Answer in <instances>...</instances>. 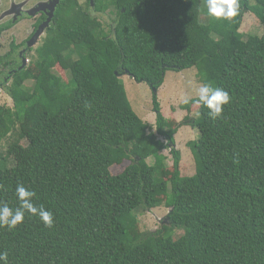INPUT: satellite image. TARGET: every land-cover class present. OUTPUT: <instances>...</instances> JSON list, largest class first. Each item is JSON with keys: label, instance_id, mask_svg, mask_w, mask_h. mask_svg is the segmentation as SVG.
Here are the masks:
<instances>
[{"label": "trees", "instance_id": "16d2710c", "mask_svg": "<svg viewBox=\"0 0 264 264\" xmlns=\"http://www.w3.org/2000/svg\"><path fill=\"white\" fill-rule=\"evenodd\" d=\"M203 2L65 0L30 54L18 45L0 56L14 103L0 106V149L13 139L0 155V203L19 207L23 185L54 218L48 227L25 213L17 228H0L8 264H264V35L241 32L246 13L264 25V0H236L235 16L204 23ZM194 67L231 101L216 120L196 98L182 107L199 106L184 123L200 133L188 144L196 173L184 177L179 126L158 93L167 72ZM124 75L151 88L155 129L134 111ZM159 198L170 209L162 240L138 232L137 213L158 208Z\"/></svg>", "mask_w": 264, "mask_h": 264}, {"label": "rangeland", "instance_id": "374dc122", "mask_svg": "<svg viewBox=\"0 0 264 264\" xmlns=\"http://www.w3.org/2000/svg\"><path fill=\"white\" fill-rule=\"evenodd\" d=\"M42 1L44 0H16L17 4H21L18 5L21 6V8L24 6L25 8L35 7ZM4 3H7V1H4ZM79 4L85 5L86 0H79ZM9 5H3L0 7V24H5V22L7 23L9 18H12L11 16H13L11 12L6 14L5 9H7ZM205 8V2H203L201 15V21L203 23L208 19V14ZM8 11H10V9ZM103 16V22L107 25L111 24L113 20L112 17L109 15ZM31 23L32 22L30 20L21 21L19 22L18 26L2 35L0 38V56H6L4 54L9 51L8 46H10V42L13 40L16 44L24 45V41L28 39L29 35L31 34V32H29ZM241 32L245 34L246 37L249 35L262 37L264 35V25L261 24L254 15L251 13H246L241 25ZM29 57L31 59V55ZM11 60L13 59L11 58ZM26 60L27 61L25 64L27 65L29 63V59ZM3 63H5V65L0 66V84L2 86H6L10 83V79L8 78L7 81H5V77L9 74V71L5 69L8 61L4 60ZM18 64L20 65L21 62L18 61ZM26 67L27 66L23 68ZM54 72H62V70L59 66H57L54 69ZM197 74L198 70L196 67L183 72L169 71L166 74L164 85L159 90V101L163 110V114L166 116V118L174 122L176 128L179 126V131L175 136V139L176 148L182 153L181 167L182 176L184 177H189L196 173L194 155L188 144L191 141H197L199 139L200 133L197 129H192L189 126H185L184 122L186 116H188V118L191 120L198 118L199 114L197 113V109H199V106L194 105L190 113L183 110L182 107L184 106L183 99L185 97H191V100L196 98L195 89L202 84ZM64 77H66L65 74ZM122 81L125 85L129 101L134 111L145 123L153 126L155 129L156 115L153 111V92L151 88L147 84L135 82L134 79L127 75L122 77ZM29 84L31 85L32 83ZM1 85L0 106L14 108L13 99L11 98L10 94L6 92L7 90H5L4 87H1ZM12 140V138L5 140L2 148L0 149L1 156H6L9 143ZM26 145L27 141H22V146ZM164 154L168 157V161L166 163L168 167L164 174L165 178L170 181L173 176V160L170 151L166 150L164 151ZM14 160V157L10 158L9 164L12 165ZM128 165L129 162L124 161L123 164L114 166L111 169L112 174L118 175L122 173ZM159 201L160 206L154 210H139L137 213L139 219L138 232L140 234L159 233L158 240H162L164 235L169 232L171 226L170 222L168 221L170 209H168L165 205V198H159ZM182 234L183 232L181 230H176L173 233V237L174 239H178L180 236H182Z\"/></svg>", "mask_w": 264, "mask_h": 264}, {"label": "clouds", "instance_id": "9594fccd", "mask_svg": "<svg viewBox=\"0 0 264 264\" xmlns=\"http://www.w3.org/2000/svg\"><path fill=\"white\" fill-rule=\"evenodd\" d=\"M205 6L208 16L212 18L228 19L236 15V0H205ZM195 92V102L208 109L209 118L212 120L222 118L224 107L231 101L227 91L208 82L198 86ZM190 101L191 97L183 99L184 104H188ZM15 193L19 200V207L13 209L6 203H0V228L7 227L9 230L17 228L24 221L25 213L39 216L40 220L48 227L54 225L53 214L43 206L37 208L33 203V198L36 197L34 191L26 189L23 185H17ZM0 264H8L7 252H0Z\"/></svg>", "mask_w": 264, "mask_h": 264}, {"label": "flooded vegetation", "instance_id": "af4514ba", "mask_svg": "<svg viewBox=\"0 0 264 264\" xmlns=\"http://www.w3.org/2000/svg\"><path fill=\"white\" fill-rule=\"evenodd\" d=\"M4 1H7V3H4ZM15 2H16V0H0V7H2L3 5H9L10 4L8 6V8L5 9V11H6V14L11 12V14L13 15V16H11L12 18H9L7 23L5 22V24H0V28H4L8 25H11V27L8 29L4 28L5 30L3 31L2 34H0V38L2 37V35L4 33L12 30L22 20H24V19L30 20L32 22L30 25L31 28L29 31V32H31V36H29L28 39H26L24 41L25 42L24 45L20 44V45H22V48L20 49L19 53H23L22 54V56H23L24 54H30V52L33 50V48L35 46L34 40L32 38L33 35L36 34L37 31L39 30V28L41 26H43L46 22L49 21L51 23L53 21V19L55 17V13L59 9L60 5L63 2H65V0H55V2L52 0H44V1L40 2L39 4H37V6L29 7V8H25V7L21 8L20 6H18L21 4H17V2L16 3ZM53 2H54V5H53ZM41 4H44V6ZM9 9H10V11H8ZM2 14H1V16H2ZM36 42H38V40ZM18 45L19 44H16L14 40L10 42V46H16L17 47ZM1 65H5V63H3V61H2V63H0V66ZM5 67H6L5 69L9 71V74L5 77V79H6L5 81H7V78L10 79V77H11L10 72H12V70H11L10 66H5ZM1 87L5 88V86H2V85H1Z\"/></svg>", "mask_w": 264, "mask_h": 264}, {"label": "water", "instance_id": "95a60500", "mask_svg": "<svg viewBox=\"0 0 264 264\" xmlns=\"http://www.w3.org/2000/svg\"><path fill=\"white\" fill-rule=\"evenodd\" d=\"M52 1H54L55 2V0H52ZM91 1V5L94 7V0H90ZM54 2H53V5H54ZM41 5H43L44 6V4H41ZM42 6V7H43ZM21 7V6H20ZM49 22V21H48ZM46 23L45 25H43V26H41L40 28H39V30H38V32L36 33V36H35V38H34V41L43 33V31H44V26H46V25H48L49 23ZM26 61H23V66L21 67V68H23L26 64Z\"/></svg>", "mask_w": 264, "mask_h": 264}]
</instances>
